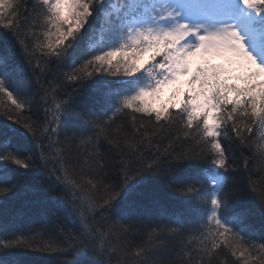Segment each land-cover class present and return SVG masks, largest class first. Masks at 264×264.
I'll return each instance as SVG.
<instances>
[{
	"label": "snow or ice",
	"instance_id": "snow-or-ice-1",
	"mask_svg": "<svg viewBox=\"0 0 264 264\" xmlns=\"http://www.w3.org/2000/svg\"><path fill=\"white\" fill-rule=\"evenodd\" d=\"M37 27L45 29L43 41ZM0 30V95L12 106L0 123V206L28 189L24 177L38 162L47 166L44 141L62 144L47 190L80 224L78 235L67 233L71 264H112L118 243L109 238L119 242L136 228L148 242L122 249L117 264H220L228 255L264 264V242H257L264 241V0H32L31 10L22 0H0ZM16 50L41 73L51 64L69 69L63 79L72 92L53 96L51 106L45 93L39 120ZM81 94L90 102L78 103ZM177 121L181 132L161 148ZM254 128L257 153L244 156ZM257 155L253 179L249 160ZM77 168L92 176L87 187L82 176L70 178ZM242 169L247 181L233 182L229 174ZM168 174L186 177V208L148 215ZM97 216L112 221L107 231ZM52 223L65 231L58 219ZM48 230L46 217L38 226L0 227V264H25L28 250L63 251L38 241Z\"/></svg>",
	"mask_w": 264,
	"mask_h": 264
},
{
	"label": "trees",
	"instance_id": "trees-1",
	"mask_svg": "<svg viewBox=\"0 0 264 264\" xmlns=\"http://www.w3.org/2000/svg\"><path fill=\"white\" fill-rule=\"evenodd\" d=\"M22 3L25 5V7L31 10L32 0H22ZM90 23H92L91 20ZM43 30L45 29H43L42 27L35 28L37 38L40 41L44 40L42 34ZM98 35L102 34L97 33L96 36ZM30 39L35 38L30 37ZM100 41L95 42L93 40L92 43L98 45ZM16 58L22 64H24V58L18 50H16ZM37 58L40 59V64L43 67L44 60L46 58H41L39 52H37ZM33 63L35 64V61ZM24 67L29 79L32 82L33 88L31 115L39 120L43 117L41 97L44 96L45 93L50 94L48 99L49 106H51L53 96L57 100H61L65 99L67 95L72 92V85L64 81L63 79V73L69 71V69L67 67H63L60 68L59 71H57V65L51 64L48 70H45L44 73H41L36 70L33 65L24 64ZM77 67H79V65H77ZM88 71H92V69L89 68ZM109 79H118V77H109ZM88 83H91V79L88 81ZM53 88H55V92L52 91ZM76 98L78 103L81 104L90 102L89 97L86 94L77 95ZM11 107V102L7 99V97L0 95V123H2L6 119V117L4 116V112L6 110H9ZM170 111L174 112L175 110ZM22 115H29L27 106ZM242 119L246 120L247 118ZM123 120L126 127H128L129 132H131L132 129L130 127V117H124ZM248 122L250 123V121ZM179 132H181V127L180 122L177 121L175 126L171 129L170 133L167 134V139L159 141L160 147L163 148L167 146L169 140H171ZM246 135L248 134L246 133ZM258 136L259 132L254 128L253 133L249 137L252 140V147L246 148L244 150V156L252 157L254 153H257L255 138ZM52 139L55 141L56 137L53 136ZM60 139L62 140L63 138L61 137ZM154 143H156L155 140ZM44 144L49 153L47 166H44L43 162H38L37 170L29 172L28 175L24 177L28 189H20L19 196L14 199H10L6 205L0 206V227L6 225L11 231L16 228H23L24 225L29 223H34L36 226H38L40 223L44 222V219L46 217L47 221L49 222L50 230L40 233L37 239L39 241V239L42 237L45 243L52 242L55 245H59V247L63 251L43 252L28 250L23 254L22 257L25 264H71L74 259V255L69 250V236L67 233L68 231H72L78 235L81 231L80 224L79 221L75 219L72 214H70L67 208L58 207L50 200V197L54 194L47 190L49 181L53 179V177L49 175V169L57 168L60 166L58 161L60 155H62L63 152L61 151L58 153L57 149H63V145H50L48 141H44ZM175 146L176 145H173V147ZM187 146V144L184 145V147ZM84 148L87 149L88 146L85 145ZM234 150L237 160L242 164L243 161L240 151L235 148ZM153 151H155V148H153ZM10 167L15 168L16 166L10 165ZM249 167L253 174L252 178L258 179L260 176V164L258 155L255 158L249 160ZM19 171L25 172L26 170L19 169ZM229 175L234 178L233 182H246L249 172L242 169L239 173H230ZM81 176L83 177V181L85 182V187H87L86 181L88 179H92V176L89 174V172L85 170L84 173H81L79 171V168H77L76 172L73 174L70 170L71 179L80 181ZM185 179L186 177L183 176L174 177L171 174H168V177H165L162 175L159 185L152 195V199L158 201L159 203L155 206L148 207L145 210L146 213L148 215H152L155 212H164L165 210H167V213L170 215L175 211L184 210L186 208V205L183 204V200L187 199L189 196V194L181 191L184 187ZM56 195L63 196V193H56ZM247 199L248 197L246 196L245 200ZM146 203L151 204V201H146ZM186 215L188 216L189 220H191L194 213L187 212ZM56 219H58L65 226V231H61L59 228L55 227L52 222ZM250 219L252 223H254L257 227H260L261 218L258 215H254ZM95 220L100 221V217L97 216ZM100 224L102 225V231H107V228L111 226L112 221H100ZM91 226H95V221L91 222ZM190 227L195 226L190 224ZM145 231L146 230L142 228H136L130 233L124 234L119 242L110 237L109 239L112 240V243H118L117 250L112 254V264H117V261L122 255V249L131 251L135 248L136 245L147 243L148 237L146 236ZM33 235L36 234L34 233ZM257 242L259 243L264 241ZM193 243H195V241H193ZM225 259L227 260V264H243V258L231 257L230 255H228L227 257H221L220 264H223V261Z\"/></svg>",
	"mask_w": 264,
	"mask_h": 264
},
{
	"label": "bare ground",
	"instance_id": "bare-ground-1",
	"mask_svg": "<svg viewBox=\"0 0 264 264\" xmlns=\"http://www.w3.org/2000/svg\"><path fill=\"white\" fill-rule=\"evenodd\" d=\"M102 39V35H98L95 37L94 41L99 42Z\"/></svg>",
	"mask_w": 264,
	"mask_h": 264
},
{
	"label": "rangeland",
	"instance_id": "rangeland-1",
	"mask_svg": "<svg viewBox=\"0 0 264 264\" xmlns=\"http://www.w3.org/2000/svg\"><path fill=\"white\" fill-rule=\"evenodd\" d=\"M168 95L166 94L164 97H163V99L165 100V101H167L168 100Z\"/></svg>",
	"mask_w": 264,
	"mask_h": 264
}]
</instances>
